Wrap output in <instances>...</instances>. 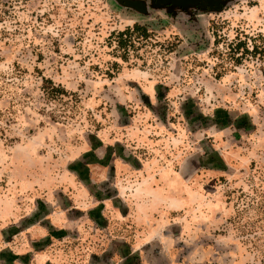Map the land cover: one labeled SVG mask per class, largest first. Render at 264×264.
Instances as JSON below:
<instances>
[{
  "label": "rangeland",
  "instance_id": "rangeland-1",
  "mask_svg": "<svg viewBox=\"0 0 264 264\" xmlns=\"http://www.w3.org/2000/svg\"><path fill=\"white\" fill-rule=\"evenodd\" d=\"M134 25L149 37L123 55L112 34ZM144 135L192 178L142 263L264 264V0H0V240L40 200L92 189L90 149L134 164Z\"/></svg>",
  "mask_w": 264,
  "mask_h": 264
},
{
  "label": "crops",
  "instance_id": "crops-1",
  "mask_svg": "<svg viewBox=\"0 0 264 264\" xmlns=\"http://www.w3.org/2000/svg\"><path fill=\"white\" fill-rule=\"evenodd\" d=\"M144 137L145 148L129 146L133 158L145 156L134 164L115 147L90 149V160L82 164L90 162L85 166L92 189L40 200L37 213L23 217L25 224L10 231L7 241L0 240V264H71L69 259L78 256L72 250L80 253L82 247L88 253L79 254L76 264L81 256H91L92 264H143L149 243L171 222L181 220L192 178L183 179L182 162L164 145L166 135L160 140ZM132 166L136 172L123 170ZM5 246L9 251L2 250Z\"/></svg>",
  "mask_w": 264,
  "mask_h": 264
},
{
  "label": "trees",
  "instance_id": "trees-1",
  "mask_svg": "<svg viewBox=\"0 0 264 264\" xmlns=\"http://www.w3.org/2000/svg\"><path fill=\"white\" fill-rule=\"evenodd\" d=\"M112 36L117 38V48L123 51V55H126L130 48H133V39L137 38L146 40L149 35L145 28L134 25L132 28H127L122 32H117L112 34ZM237 50L243 49L239 57H236L239 61L245 54H252L248 49L245 48V44L239 42L236 45ZM41 91L43 96L47 99H59L62 96H66V91L60 86H55L50 80L42 78Z\"/></svg>",
  "mask_w": 264,
  "mask_h": 264
},
{
  "label": "flooded vegetation",
  "instance_id": "flooded-vegetation-1",
  "mask_svg": "<svg viewBox=\"0 0 264 264\" xmlns=\"http://www.w3.org/2000/svg\"><path fill=\"white\" fill-rule=\"evenodd\" d=\"M159 2H163L162 0H157ZM171 2H173V0H170ZM165 2H168L165 1ZM224 2V0H204V1H194V0H188V1H185L183 2L184 5H188V4H193L194 6H198V5H204L205 7H208V6H212V7H215V6H220V4H222ZM174 4V3H173Z\"/></svg>",
  "mask_w": 264,
  "mask_h": 264
},
{
  "label": "water",
  "instance_id": "water-1",
  "mask_svg": "<svg viewBox=\"0 0 264 264\" xmlns=\"http://www.w3.org/2000/svg\"><path fill=\"white\" fill-rule=\"evenodd\" d=\"M163 2L167 0H162ZM188 1V0H173V3L178 4V5H184L183 2ZM199 1H204V0H199Z\"/></svg>",
  "mask_w": 264,
  "mask_h": 264
}]
</instances>
